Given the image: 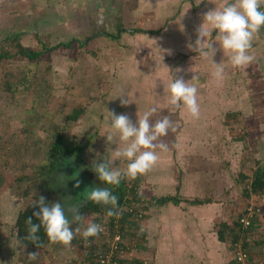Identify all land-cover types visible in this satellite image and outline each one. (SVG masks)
Returning <instances> with one entry per match:
<instances>
[{
    "label": "rangeland",
    "instance_id": "374dc122",
    "mask_svg": "<svg viewBox=\"0 0 264 264\" xmlns=\"http://www.w3.org/2000/svg\"><path fill=\"white\" fill-rule=\"evenodd\" d=\"M118 1L120 4L124 2L0 0V54H6L0 60V264H8L7 260L11 261L10 264L76 263L73 259L78 256V250L72 254L70 245L49 241L40 250L17 247V213L36 197H45L48 204L59 201L66 208L78 204L81 213L91 220L107 216L108 206L102 204L93 207L92 213L87 212L91 205L81 196L87 189L106 187L92 169L93 162L109 159L110 150L117 146L106 140L110 128L108 111L131 116L136 111L143 113L149 106L148 102H142L143 106L139 108L138 103L137 107L134 105L135 111L132 101L128 100L129 104L122 106L120 98H117L123 95L126 99L128 89L138 90L137 83H133L137 70L133 65L146 62L138 52L143 51L140 53L148 57L151 46L149 38L145 37L149 32L145 29L149 25L136 27L137 20L145 18L142 14L150 10L141 3L143 6H139L135 15L127 13L123 16L122 8L132 10L136 5L134 0H125L119 8ZM146 3L150 8V0ZM55 9L54 21L46 22L52 19L47 14ZM75 10L81 17L73 19ZM100 10L103 16L99 14ZM97 18H101L103 23ZM62 43H68L69 47L60 46ZM19 45L41 55L36 60H29L18 54ZM252 48L255 51L254 62L248 68L245 66L246 70L237 68L238 103L233 108H219L222 116L219 137L223 144L226 143V148L216 151L208 146L206 151H186L184 160L178 159L180 165L175 162L178 171L185 173L189 170L186 166L188 155L191 152H196V156L204 153L207 160L205 169L208 173L214 170V178L220 181L214 183L209 179L202 201L221 206L217 211L209 209L216 215L212 220V233L218 236L221 230L228 243L230 231H241L238 230L237 219L248 206L257 207L259 212L254 227L247 234L252 242L264 243V192L244 195L251 181L264 171V28L254 38ZM174 57L175 60L180 58ZM144 67H147L145 63ZM141 73L145 74V70ZM245 74L252 77L245 78ZM231 110L235 114L227 117ZM73 115L77 117L75 121L69 119ZM58 134L79 147L83 167L73 165L72 174L57 171L59 163L50 157V147ZM176 152L179 151L174 150ZM173 158L177 160L175 155ZM124 164L116 162L117 167ZM61 174L63 182L58 180ZM144 175L148 177L145 173L135 179L121 181L127 189V196L131 195V190H136L142 198V205H127L135 210L140 206H150L148 184L143 188ZM77 182L78 188L75 187ZM67 197L72 199L65 200ZM128 207L123 205L121 210ZM144 215L148 217V211ZM144 219L137 222L140 231L144 230ZM76 226L73 224V229ZM132 238L133 234L129 232L127 240ZM134 240L138 245L139 238ZM250 249L253 255L260 256L256 254L259 248L251 246ZM231 251L233 263L232 247ZM33 252L39 255L30 261L27 255Z\"/></svg>",
    "mask_w": 264,
    "mask_h": 264
},
{
    "label": "crops",
    "instance_id": "0c3cea01",
    "mask_svg": "<svg viewBox=\"0 0 264 264\" xmlns=\"http://www.w3.org/2000/svg\"><path fill=\"white\" fill-rule=\"evenodd\" d=\"M147 1L149 0H134L136 5L134 9L127 10L126 7L124 10L121 9L123 16L127 13L135 15L141 3L145 6L144 8L150 10L142 14L145 18H139L136 26L138 29L142 27V24L149 25V28L145 29L149 30V33L145 34L151 44L149 55L143 56L140 53L143 51L138 52L145 57L144 63L147 67H144V63L141 62H138V66L133 65V69H137L133 83H137L138 90L128 89L129 94L126 99L132 101L133 106L136 107L139 103V108H142V102H148L149 106L146 109H156V113L150 117V122L154 124L156 120L168 116L175 122L176 130L174 132L169 130L166 136L160 138L168 145L167 150L157 149L159 154L157 163L147 172L148 177L144 175L142 178L143 188L145 184H148L151 201L149 208L145 210V213L148 211L149 215L144 219V230L135 252L137 257L135 261H139L138 264H144L143 262H146L145 264H234V261L233 263L231 261V243L225 242V239L219 240L218 236L212 233V220L216 215L210 210L217 211L221 206L202 201V197L205 196V185L210 182L209 179H213L214 183L220 181L219 178H214L215 171L211 170L208 173L205 169L207 160L204 158V153L196 156L194 155L196 152H191L192 154L188 155L190 158L186 161V166L189 170L185 173L182 171L185 169L180 168L181 173L175 165L179 158L180 161L184 160L188 151H206L209 147L218 151L222 147L226 148V143L223 144L219 137L222 131L220 128L222 116L219 108L223 106L233 108L238 103L237 68H233L226 62L227 58L224 57L222 50L218 51L213 57L214 62H226L224 79L218 82L212 76L214 67L211 62L201 58L197 52L187 47L197 38L196 30L203 23V13L214 9L225 0H150V8L147 7ZM124 4L125 0L122 4L118 1L117 7L120 8ZM55 11L57 9L47 14L52 19L49 18L46 22L54 21ZM75 11L76 13L72 15L73 19L76 16L81 17L78 11ZM102 13L103 11L100 10L101 16H103ZM93 19L95 20V17ZM101 23H103L102 19ZM253 48L250 50L251 55L255 53ZM174 56L180 58L175 60ZM248 67L250 65H247ZM176 69L181 71L177 73ZM244 69L246 70L245 67ZM141 70H145V74H140ZM172 76L173 78L183 76L186 82L191 81L193 76H198V80L193 83L198 89L199 119H194L186 110L173 108L167 103L165 86L171 82ZM248 76L252 77L245 74V78ZM248 110L249 113H253L251 109ZM142 114L136 111L128 116L135 123L138 115ZM234 114L231 110L226 116ZM211 118L214 120L207 121ZM110 131L109 128V133ZM192 135L196 136L191 137ZM211 139L214 141L210 142ZM174 150L179 152L174 153ZM174 155L177 157L176 161L173 158ZM230 162L232 163L231 159ZM177 164L180 165L179 162ZM215 186L216 184L213 185ZM162 197H176L179 202L157 204L156 200ZM192 201H198V203H191ZM253 247L261 249H258L257 255H263V242ZM6 252L8 253V250ZM70 252L73 254V250ZM7 262L11 263L10 260Z\"/></svg>",
    "mask_w": 264,
    "mask_h": 264
},
{
    "label": "clouds",
    "instance_id": "9594fccd",
    "mask_svg": "<svg viewBox=\"0 0 264 264\" xmlns=\"http://www.w3.org/2000/svg\"><path fill=\"white\" fill-rule=\"evenodd\" d=\"M264 0H225L224 3L203 13V23L196 30V40L187 47L198 53V56L208 60L214 67L212 76L216 81H222L225 76V63L233 68L245 67L254 62L255 57L250 54L252 42L261 28H264ZM215 36L213 37V33ZM223 52L227 61L215 63L218 51ZM166 68V67H165ZM181 69H176L179 73ZM192 80L186 82L183 76L171 78V82L165 86L167 103L173 108L186 110L194 119L200 117V105L198 102V89ZM122 106H126L127 99L123 95L118 96ZM156 113L155 108H149L138 115L134 123L127 114L109 112L111 129L106 136L109 144H116L111 151V157L102 162H93V171L98 179L107 185L118 186L123 179H135L138 175L151 170L159 159L157 149L167 150L168 145L160 140L174 132L175 122L168 116L156 120L153 124L150 117ZM125 162L123 167H117L116 162ZM63 182L64 176L58 177ZM75 187H79L77 182ZM67 197L65 200H71ZM88 202L110 206L107 217H119L122 210L119 208L118 196L109 187H93L87 189ZM33 207L39 211L33 215L39 220L34 224L29 217L25 223L28 226L26 240L42 247L37 233L43 228L47 239L51 243H59L69 246L76 235H80L85 242L91 237L98 236L103 228L101 224L94 222L81 213L80 205L74 204L65 207L64 203L57 201L48 204L45 197L40 196ZM71 217V220L69 219ZM77 225L74 229L72 225ZM17 247L24 246L23 242L16 238ZM39 253L33 252L27 255L28 259L36 260Z\"/></svg>",
    "mask_w": 264,
    "mask_h": 264
},
{
    "label": "built area",
    "instance_id": "2783aa9c",
    "mask_svg": "<svg viewBox=\"0 0 264 264\" xmlns=\"http://www.w3.org/2000/svg\"><path fill=\"white\" fill-rule=\"evenodd\" d=\"M134 195L138 196V200L134 199ZM140 201L142 199L136 190H131V195L125 196L123 205L128 207L127 205L130 203H136L139 206L141 204ZM128 208H123L122 211L131 213L129 215L131 219L128 217L130 221L137 223L142 220L145 214L142 206L138 210ZM258 212L259 209L248 206L244 214L237 219L238 227L243 234L231 244L234 264H264V253L258 257H255L251 253L250 247L254 245V242L251 241L249 233L247 234L254 227V221ZM115 218L112 224H108L102 219L93 220L101 224L103 231L98 236L89 238L87 242L80 236L78 241L72 245L71 250L78 249V254L81 257L78 264H135L134 262L137 260L135 256L137 249H135V240L128 241L123 237L122 231L128 230L127 225H121L119 220L121 215ZM143 263L145 264L146 262Z\"/></svg>",
    "mask_w": 264,
    "mask_h": 264
},
{
    "label": "trees",
    "instance_id": "16d2710c",
    "mask_svg": "<svg viewBox=\"0 0 264 264\" xmlns=\"http://www.w3.org/2000/svg\"><path fill=\"white\" fill-rule=\"evenodd\" d=\"M143 32H146V31H143ZM146 33H149V32H146ZM60 46H64L65 48H68L69 44L68 43H62ZM17 52H18L19 55H21L23 57H26L29 60H36L41 55L40 52H36V51H33V50H26L21 45L18 46V51ZM5 57H6L5 53H1L0 54V60L5 58ZM76 118H77L76 115H73V116L69 117V119L73 120V121H75ZM49 152H50V157L52 158V161H55L56 163H59V166L56 167L57 171L61 170L62 172L66 171V172H70V174H72L71 168H72L73 165H77L78 167L79 166L83 167V165L81 163V159L79 158V154H78L79 153V147L78 146H74L70 142L65 140L62 134H58L56 136L55 141L51 145ZM82 173H84L83 170H82ZM70 177H71V175H70ZM106 187H109V189L115 195L118 196V204H119V208L121 209L122 205L124 204V201H125V196L127 194L126 193V190H127L126 187L123 185L122 182L118 186L107 185ZM86 192H85L84 196L83 195L81 196V199L86 198ZM262 192H264V177H262L261 174H258L251 181L249 189H245L244 190V195L249 196V193L259 194V193H262ZM38 199H39V197H36L33 200V202L28 203L22 210H20L17 213L16 220H15V228H16L15 240L17 238V239H19V240H21L23 242V245H26V247H24V246H21V247L29 248V249H35V250L43 249L44 246H46L49 243V240L47 239V236H46L43 228H41V230L37 233V235L40 237V243L43 245L42 247L38 248L36 246V244H34L31 241H28V240L25 239V237L28 235V232H27L28 226L26 225L25 221L29 217H31L34 224H38L39 223V220L33 215L34 212L39 211L38 207H33L35 202H36V200H38ZM134 199L138 200V196L134 195ZM45 201H46V199H45ZM168 202H171L173 204H177L179 202V200L176 197H162V198H159V199L156 200V203L159 204V205L165 204V203H168ZM46 203H47V201H46ZM193 203H196V201L193 202ZM88 205L89 206L91 205L90 210L87 211V212H90V213H92L91 209H93V207L98 206V204L91 203V202H88ZM109 208H110V206H108V210H109ZM254 209H257V207L256 208L254 207ZM143 210L145 211L146 208L143 207ZM130 214L131 213H127L126 211H122L121 218L119 219L121 225H123V226L127 225V229H128L127 230L128 232L125 231V230L122 231L123 232V237L125 239H127L129 231L133 234L134 238L128 239V241H131V240L136 239V238L140 239L142 237L141 234L143 233L142 231H140V227L138 226V223H136L134 221H130L128 219ZM144 217H145V215H143L142 220L144 219ZM98 219L105 220L106 223L112 224V222L116 218L115 217H107V216H105V218L104 217L103 218L97 217L94 220H98ZM238 230H240V229H238ZM239 232L241 233V231H239ZM239 232L237 233V232L230 231V235H231L230 243L231 244L234 243L240 237ZM79 237H75L72 240V242L70 244V249H71L72 245L75 244L78 241ZM218 238L221 241L225 239L224 233L221 230L218 231ZM256 244H257V242H255L253 246H255ZM135 246H136V248L138 246L136 241H135ZM256 247H258V246H256ZM80 260H81V257L78 254V256L75 258V262L76 263H74V264H78ZM138 262L139 261H137L135 264H138ZM70 264H72V263H70Z\"/></svg>",
    "mask_w": 264,
    "mask_h": 264
},
{
    "label": "water",
    "instance_id": "95a60500",
    "mask_svg": "<svg viewBox=\"0 0 264 264\" xmlns=\"http://www.w3.org/2000/svg\"><path fill=\"white\" fill-rule=\"evenodd\" d=\"M261 176L264 177V171L261 173Z\"/></svg>",
    "mask_w": 264,
    "mask_h": 264
}]
</instances>
